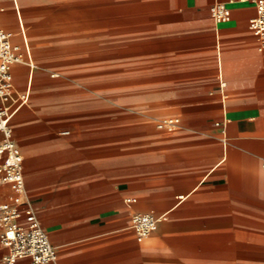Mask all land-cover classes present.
Masks as SVG:
<instances>
[{"label":"crops","instance_id":"obj_1","mask_svg":"<svg viewBox=\"0 0 264 264\" xmlns=\"http://www.w3.org/2000/svg\"><path fill=\"white\" fill-rule=\"evenodd\" d=\"M82 1L112 11L96 24L115 33L104 27L92 41L113 69L75 50L88 35L34 54L23 8L72 0H0L13 26L0 25L26 60L12 66L27 101L10 124L58 264H264V50L249 26L255 5ZM216 2L229 7L228 21L212 16ZM110 82L128 92L107 95ZM63 88L65 99L48 96ZM167 118L178 121L173 131L157 128ZM62 122L69 130L59 135ZM11 194L0 185V205ZM137 212L160 217L143 241L131 227ZM5 253L0 242V263Z\"/></svg>","mask_w":264,"mask_h":264},{"label":"built area","instance_id":"obj_2","mask_svg":"<svg viewBox=\"0 0 264 264\" xmlns=\"http://www.w3.org/2000/svg\"><path fill=\"white\" fill-rule=\"evenodd\" d=\"M243 1H251L256 7V15L250 19L249 26L259 40L260 49L264 50V0ZM210 11L218 22L231 18V11L223 2L213 4ZM22 59L20 46L0 25V185L12 191L0 205V242L6 247L0 264H19L23 258L34 264H58L57 247L43 228L26 191L24 156L10 124L11 118L27 101V95L17 91L12 73V64ZM177 125V119L167 118L160 120L157 128L173 131ZM159 221L160 217L152 212L135 213L131 227L138 241L154 232Z\"/></svg>","mask_w":264,"mask_h":264},{"label":"rangeland","instance_id":"obj_3","mask_svg":"<svg viewBox=\"0 0 264 264\" xmlns=\"http://www.w3.org/2000/svg\"><path fill=\"white\" fill-rule=\"evenodd\" d=\"M73 3H58L50 7H26L22 10V19L25 24V30L29 35L30 44L35 53L40 51H47L51 48V43L59 39H74L80 41L82 37L88 35L90 38L89 45L83 49L78 48L75 50H87L90 55L88 59L91 61L90 65L98 64V61L107 63V69H113L111 64L113 63V58L100 59L98 55V44L92 41V37L98 33L101 29H106V33H115V28L111 25H106L104 27H99L97 22L98 15H103L104 13L112 12L106 7L105 11L99 9L97 5L94 7H84L82 0H72ZM0 21L4 26L12 29V24L10 21L0 16ZM13 31V30H12ZM13 39L19 41L20 36L18 31H13ZM110 43L106 42V51L110 48ZM100 59V60H99ZM93 62V63H92ZM22 63H26L24 60ZM20 63V64H22ZM50 73L48 75L50 76ZM112 82L107 83L106 94L111 97L115 94L127 93V90H117L112 87ZM91 95H95L97 92L90 91ZM69 91L66 89H60L48 95L53 99H65L69 95ZM35 98H41V95H32ZM66 103L65 100H63ZM66 122H62L61 125H57L54 129L59 135H62L64 130H69L66 126ZM119 124L106 123V129L119 128ZM95 129H99L95 128Z\"/></svg>","mask_w":264,"mask_h":264},{"label":"bare ground","instance_id":"obj_4","mask_svg":"<svg viewBox=\"0 0 264 264\" xmlns=\"http://www.w3.org/2000/svg\"><path fill=\"white\" fill-rule=\"evenodd\" d=\"M0 24H2L1 23V21H0ZM19 35V34H18ZM24 61V59H22L21 61H17V62H14L13 64H12V66L14 65V64H16V63H22ZM12 119V118H11ZM10 123H11V120H10Z\"/></svg>","mask_w":264,"mask_h":264}]
</instances>
